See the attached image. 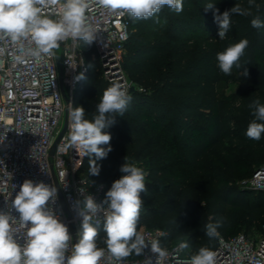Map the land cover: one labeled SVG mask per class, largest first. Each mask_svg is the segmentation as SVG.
<instances>
[{
  "label": "trees",
  "instance_id": "1",
  "mask_svg": "<svg viewBox=\"0 0 264 264\" xmlns=\"http://www.w3.org/2000/svg\"><path fill=\"white\" fill-rule=\"evenodd\" d=\"M214 8L205 11V5ZM237 3L248 6V0H183L179 14L167 6L158 17L134 21L130 18L128 40L122 70L135 91L123 117L107 131L112 151L98 160L100 174H88L89 158L85 156L82 171L93 185L102 186V197L122 173L125 162L138 161L146 172L147 191L142 193L140 224L168 229L166 242L183 238L191 248L208 246L214 250L218 238L210 240L205 225L224 218L218 229L229 238L242 228L264 226V192L238 186L236 181L249 178L258 166L242 161L238 150L257 146L264 154V143L238 134V148L230 150L228 131L232 115V96L225 87L232 79L244 87L264 89V27L253 28L251 20L264 22V0H255L260 11L251 16L232 14L230 27L219 38L215 15H222ZM218 9V13L215 11ZM247 39L249 46L241 57L240 67L225 75L218 67L217 53L230 44ZM87 71L85 84L80 80L74 93L73 107H83L91 120L103 91L109 83L103 78L101 64L93 45H85ZM91 65V67H90ZM247 71V75L245 72ZM225 145L219 170L207 176L210 187L201 198V215L192 187L203 172V157ZM107 147V145H102ZM262 160L258 155L256 164ZM246 233V232H245ZM105 234L100 232L99 239ZM102 242V241H101ZM139 256L132 255L127 259Z\"/></svg>",
  "mask_w": 264,
  "mask_h": 264
},
{
  "label": "clouds",
  "instance_id": "2",
  "mask_svg": "<svg viewBox=\"0 0 264 264\" xmlns=\"http://www.w3.org/2000/svg\"><path fill=\"white\" fill-rule=\"evenodd\" d=\"M93 5L111 15H128L134 21L158 17L165 6L177 14L183 11V0H0V56L5 55L9 41L18 45L20 54L14 59L20 64L28 57L39 60L54 56L60 42L68 39L90 46L97 38V29L88 16ZM204 8L205 11L213 9L214 3ZM253 8L260 11L255 0H248L247 7L237 3L222 15L214 13L219 38L225 37L232 14L251 16ZM53 15L57 18L53 19ZM251 26L261 28L264 22L257 16L251 20ZM248 46L249 41L241 39L217 53L216 60L223 74L231 75L234 66L240 67L239 61ZM76 79H83V74ZM131 100L126 87L113 81L103 91L91 120L85 118L83 107L71 108L67 141L59 150L68 153L74 149L81 157L87 156L88 174L98 176L101 168L97 161L112 151V137L107 129L116 123L117 116L123 117ZM248 108L254 119L245 135L259 141L264 133V103L256 99ZM120 172L122 175L112 183L101 202L91 193L75 202L73 210L80 218V228L76 233L78 242L74 244L68 226L51 207L56 202V187L25 179L11 204L6 205L8 210H0V264H101L106 253L113 264H123L132 255L142 256L149 245L156 254L155 264H162L167 250L159 240H146L140 224L141 193L147 191L146 172L135 162H127L126 157ZM13 210L19 214L18 219L11 214ZM14 224L25 233L23 243L16 235ZM223 226L224 218L209 222L205 225V234L210 240L219 238L218 229ZM101 231L105 234L102 241L105 247L100 246ZM178 248L183 251L190 249V245L185 240ZM146 260L147 264H153L150 257ZM186 264H217V253L208 246L200 247L190 253Z\"/></svg>",
  "mask_w": 264,
  "mask_h": 264
},
{
  "label": "built area",
  "instance_id": "3",
  "mask_svg": "<svg viewBox=\"0 0 264 264\" xmlns=\"http://www.w3.org/2000/svg\"><path fill=\"white\" fill-rule=\"evenodd\" d=\"M88 16L90 23L97 29V38L92 45L104 77L110 83H121L129 91L131 84L126 81L120 60L128 40L130 17L111 15L96 5L92 6ZM52 18L57 17L53 15ZM28 46L25 41L24 47ZM54 51L52 57L44 56L39 60L28 57L25 63L20 64L14 59L20 54L18 45L9 41L5 55L0 56V210H8L6 205L11 204L25 179L43 181L56 187L55 178L66 210L58 193L51 207L61 222L68 226L73 237L70 225H75L76 233L80 228V218L73 210L75 202L89 193L98 203L104 198L102 186L91 184L82 171L85 157H81L74 149L68 153L59 150L67 141L68 115L81 80L76 77L81 73L84 76L87 71L83 41L68 39L60 42V47ZM65 125V132L55 153L51 155L52 145ZM241 186L264 192V164L243 180ZM11 214L18 219L17 212L13 210ZM13 227L23 243L24 231L18 224ZM144 234L146 240H159L167 250L168 255L162 264H186L190 249L181 251L178 248L180 242H166L167 232L164 229L147 228ZM100 246L105 247L102 242ZM150 247L144 250L142 256L126 259L123 264H147L146 258L149 257L155 264L156 254L151 252ZM214 251L217 253V264H264V226L255 236L245 232L229 238L220 236ZM101 264H113L107 253Z\"/></svg>",
  "mask_w": 264,
  "mask_h": 264
},
{
  "label": "rangeland",
  "instance_id": "4",
  "mask_svg": "<svg viewBox=\"0 0 264 264\" xmlns=\"http://www.w3.org/2000/svg\"><path fill=\"white\" fill-rule=\"evenodd\" d=\"M125 51L121 54V66H122V60L124 58ZM125 75V73H124ZM103 78L109 83V86L111 83L104 77V74L102 72ZM126 81L129 82L128 78L126 77ZM85 78H83L82 83L80 85V88L85 84ZM108 86V87H109ZM76 93V92H75ZM225 93L226 95L232 96V115L230 117V125L228 131L231 132L230 136L231 138L225 142H230L231 148L230 150H233L235 148H238V134H245L246 130L248 128L249 123L254 119V117L251 115V112L248 108V104L252 101L259 99L262 103H264V89H253L249 87H244L238 83L236 78L232 79L231 83L225 87ZM77 97L80 96V92L76 93ZM260 142L264 143V133L261 134ZM228 149L225 145H222L216 149H214L209 155L203 157L202 164H203V172L199 173L197 175V182L192 187V192L194 195V198L197 203V213L198 215H201V198L205 194V192L210 187V181L207 176H210L214 174L216 171L219 170L220 162L222 161L223 154L227 152ZM238 153L240 157L242 158V161L253 162L256 166H261L264 164V154L262 150H259L257 146H250L246 145L242 147L240 150H238ZM260 155L262 157V160L256 164L255 158ZM135 162L138 167H142L139 165L138 161H132ZM131 163V162H129ZM241 181H236L235 184L238 186H241ZM141 226L144 229L152 228L155 226H159L157 221L155 220L153 224L149 225V223H142ZM162 229H164L166 232H168V229L165 226H161ZM263 229V228H262ZM139 230V229H138ZM261 229H258L257 226L255 227H248V228H242L239 232H246L247 234H250L251 236H255L256 234L260 233ZM181 241H184L183 238L174 239L172 240V244L179 243ZM193 252L197 251V246L195 248H191Z\"/></svg>",
  "mask_w": 264,
  "mask_h": 264
},
{
  "label": "water",
  "instance_id": "5",
  "mask_svg": "<svg viewBox=\"0 0 264 264\" xmlns=\"http://www.w3.org/2000/svg\"><path fill=\"white\" fill-rule=\"evenodd\" d=\"M60 86H61V92H62V94H64V90H63V85H62V83H60ZM134 91H135V86L132 85V86L130 87V92H134ZM65 129H66V125L64 126V128H63L62 131L60 132L59 136H58V137L56 138V140L54 141V143H53V145H52V148H51V155H53V154L55 153V150H56V148H57V145H58V143H59V140H60L61 136L63 135V133L65 132ZM54 181H55V185H56V189H57L58 196H59V198H60V200H61V202H62V204H63V206H64V208H65V210H66L65 202H64V200H63V197H62L61 191H60V189H59V187H58V185H57V183H56V179H55V178H54ZM70 227H71V232H72L73 237H74V243H76V242H78V240H77V236H76V227H75V225H73V224H71Z\"/></svg>",
  "mask_w": 264,
  "mask_h": 264
}]
</instances>
